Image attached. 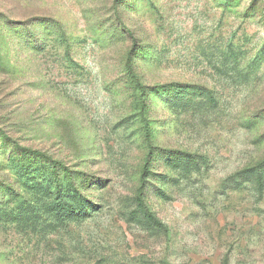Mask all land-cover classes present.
<instances>
[{
    "label": "rangeland",
    "instance_id": "obj_1",
    "mask_svg": "<svg viewBox=\"0 0 264 264\" xmlns=\"http://www.w3.org/2000/svg\"><path fill=\"white\" fill-rule=\"evenodd\" d=\"M0 264H264V0H0Z\"/></svg>",
    "mask_w": 264,
    "mask_h": 264
}]
</instances>
